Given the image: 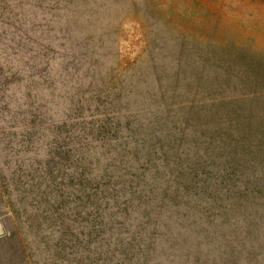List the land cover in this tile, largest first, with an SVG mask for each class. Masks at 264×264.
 <instances>
[{
    "label": "rangeland",
    "instance_id": "374dc122",
    "mask_svg": "<svg viewBox=\"0 0 264 264\" xmlns=\"http://www.w3.org/2000/svg\"><path fill=\"white\" fill-rule=\"evenodd\" d=\"M0 27L16 72L2 88L38 95L43 124L26 140L23 128L9 131L19 142L0 146V237L15 232L2 248L16 245L17 264H52V153L82 147L90 169H116L128 153L111 137L128 133L131 111L180 114L219 93L251 99L247 62L264 66V0H0ZM104 115L114 130L78 133ZM109 228L127 223L116 216Z\"/></svg>",
    "mask_w": 264,
    "mask_h": 264
},
{
    "label": "trees",
    "instance_id": "16d2710c",
    "mask_svg": "<svg viewBox=\"0 0 264 264\" xmlns=\"http://www.w3.org/2000/svg\"><path fill=\"white\" fill-rule=\"evenodd\" d=\"M8 56L0 52V146L17 141L9 131L23 128L26 140L42 120L38 95L14 99L2 88L14 73ZM247 65L251 99L218 92L180 114L163 105L153 115L131 111L121 127L128 133L112 132L128 153L116 169H90L82 147L51 152L52 264H264V66ZM105 116L78 133L114 130ZM116 216L124 231L109 228ZM10 239L15 232L0 237V264H17L16 245L2 248Z\"/></svg>",
    "mask_w": 264,
    "mask_h": 264
}]
</instances>
